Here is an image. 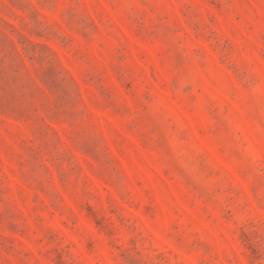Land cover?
Instances as JSON below:
<instances>
[{"label": "rangeland", "instance_id": "1", "mask_svg": "<svg viewBox=\"0 0 264 264\" xmlns=\"http://www.w3.org/2000/svg\"><path fill=\"white\" fill-rule=\"evenodd\" d=\"M0 264H264V0H0Z\"/></svg>", "mask_w": 264, "mask_h": 264}]
</instances>
